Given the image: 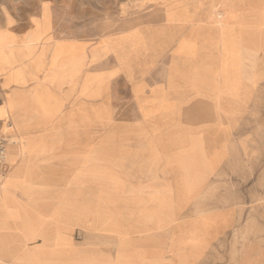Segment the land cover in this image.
I'll return each mask as SVG.
<instances>
[{
	"label": "rangeland",
	"instance_id": "374dc122",
	"mask_svg": "<svg viewBox=\"0 0 264 264\" xmlns=\"http://www.w3.org/2000/svg\"><path fill=\"white\" fill-rule=\"evenodd\" d=\"M243 1L254 4L263 0ZM218 2H210L208 9ZM50 4L62 32L92 37L102 52L97 85L91 86L90 74L84 76L81 107L65 111L66 126L57 130L58 143L48 131L52 127L34 136L50 149L44 153H66L68 185L77 180L83 186L81 226L74 229L67 224L71 229L67 246L78 242L84 264L125 261L117 256V243L102 235L108 225L121 228V222L112 219H122L124 200L126 208H131L130 200L138 208L139 190L124 179L122 167L126 163L135 168L140 153H150L143 164L160 166L177 178L170 191L174 244L170 260L167 254L160 258L163 264H264L262 53H242L240 98L223 104L229 113L216 112L208 98L185 84L194 45V63L200 71L206 70V0H50ZM193 32L199 35L194 37ZM107 51L111 55L106 56ZM140 85L141 95L133 92ZM37 104L46 118L52 116L46 101ZM172 110V124L169 121L167 128L176 125L201 131L199 151L206 160L184 168L173 158L178 153H152L154 137L164 133L162 127ZM5 126V132L1 131L10 151L22 137L7 133ZM209 129L217 132L216 148L208 141ZM18 162L20 159L15 164ZM171 207L163 202L165 223ZM95 213L97 219L87 218ZM136 256L137 261L146 260ZM34 258L47 260L45 253ZM67 261H74V255L67 254Z\"/></svg>",
	"mask_w": 264,
	"mask_h": 264
},
{
	"label": "crops",
	"instance_id": "0c3cea01",
	"mask_svg": "<svg viewBox=\"0 0 264 264\" xmlns=\"http://www.w3.org/2000/svg\"><path fill=\"white\" fill-rule=\"evenodd\" d=\"M216 1L206 0V70L200 71L194 63V45L185 84L197 95L208 98L216 112L229 113L223 104L240 98L238 71L242 53L247 51L252 56L261 52L264 58V0L254 4L219 0L218 5L208 9L209 3ZM198 35L194 33V37ZM100 52L98 40L62 32L50 0H0L1 130L5 132L6 123L7 133L22 137L18 147L7 151L0 163V264H84L78 242L74 247L67 246L71 236L67 224L74 229L81 226L82 183L75 180L68 185L66 153H44L50 149L34 136L52 127L48 131L56 136L53 142L58 143L57 130L66 126L62 117L65 111L81 107L84 76L90 74L91 86L97 85ZM109 55L111 52L107 51L106 56ZM112 78L108 76L107 83ZM141 87L133 92L141 95ZM40 101L48 103L53 111L51 117L43 115L37 104ZM164 103L169 104L165 100ZM173 114L172 110L161 137H154L152 153H178L173 158L184 168L206 160L199 151L202 132L176 125L167 128ZM215 132L207 130L213 147ZM222 145L221 142L217 149ZM140 154L138 166L132 168L124 163L122 167L124 179L139 190L138 208L133 207L131 200V208H126L124 200L122 219H112L121 222V228L108 225L106 235H102L108 242L117 243V256L125 259L113 264H163L160 258L172 252L174 244L170 191L177 178L172 171L163 172L160 166L143 164L150 153ZM18 159L21 162L15 164ZM164 201L172 206L165 214L169 219L166 223L162 221ZM97 216L95 213L87 218ZM165 240L172 244L167 245ZM37 253H45L47 260L36 261ZM67 254H73L74 261L68 262ZM136 255L146 260L137 261Z\"/></svg>",
	"mask_w": 264,
	"mask_h": 264
},
{
	"label": "built area",
	"instance_id": "2783aa9c",
	"mask_svg": "<svg viewBox=\"0 0 264 264\" xmlns=\"http://www.w3.org/2000/svg\"><path fill=\"white\" fill-rule=\"evenodd\" d=\"M7 140L4 135L0 132V163L4 160L7 153Z\"/></svg>",
	"mask_w": 264,
	"mask_h": 264
}]
</instances>
